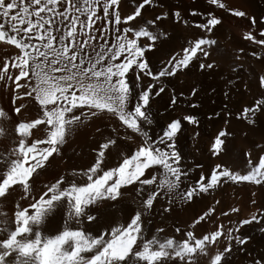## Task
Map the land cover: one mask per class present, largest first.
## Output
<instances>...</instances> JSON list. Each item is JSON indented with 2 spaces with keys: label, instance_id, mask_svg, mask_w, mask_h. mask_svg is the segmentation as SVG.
Returning a JSON list of instances; mask_svg holds the SVG:
<instances>
[{
  "label": "snow or ice",
  "instance_id": "obj_1",
  "mask_svg": "<svg viewBox=\"0 0 264 264\" xmlns=\"http://www.w3.org/2000/svg\"><path fill=\"white\" fill-rule=\"evenodd\" d=\"M206 2L255 24L251 15L226 8L221 0ZM121 4L122 0H0V45L11 48L0 59V88L10 93L9 110L0 108V136L12 145L0 154V205L10 197L14 201L11 216L0 210V264H233L234 253H244L246 264H264V251L253 255L252 238L241 231L264 222L257 219L264 212L229 221L234 226L227 228L215 224L199 236L194 229L213 214V206L183 231L173 224L169 234L166 223L174 209L209 194L222 182L264 186V53H251L260 62L251 70L258 98L237 114L247 126L242 135H260V142L251 141L258 150L255 159L241 172L213 163L193 183L182 186L191 168L182 166L178 138L190 125L196 140L201 121L198 105L188 99L181 106L177 90L168 93L162 78L187 74L192 68L201 74L213 70L216 62L208 61L216 41L208 34L221 19L209 11L193 23L198 34L155 69L147 54L170 44L165 21L173 27H187L189 21L180 11L156 14L158 0H131L123 13ZM148 9L152 17L144 15ZM260 20L264 24V16ZM259 36L243 33V39L264 48V27ZM162 94L167 95L159 115L163 123L153 135L151 102ZM187 94L194 99L199 89L189 85ZM184 95L179 91V97ZM29 104L36 106V115L23 118ZM101 116L108 118L110 135L98 141L93 162L50 182H37L51 159L61 156L69 136ZM230 135L218 128L209 140V155L219 159ZM113 148L119 150L115 163H110ZM122 202L130 204L126 214L105 222L108 210ZM229 211L236 213L238 208ZM154 220L160 224L150 228ZM53 221H59L58 227H50ZM259 232L264 239V227Z\"/></svg>",
  "mask_w": 264,
  "mask_h": 264
},
{
  "label": "bare ground",
  "instance_id": "obj_2",
  "mask_svg": "<svg viewBox=\"0 0 264 264\" xmlns=\"http://www.w3.org/2000/svg\"><path fill=\"white\" fill-rule=\"evenodd\" d=\"M221 2L226 4V8L245 11L255 19V24L247 17H234L226 9L210 6L206 0H158L156 14L161 10L165 12L169 10L180 11L182 16L189 21V25L185 27V25L179 24L173 27L165 21V27H168L169 34L172 37L170 44L164 46L160 51L153 50L147 54L150 64L155 69L160 68L162 61L167 58L170 52H179L180 45L186 44L188 39L198 34V30L191 27L193 23H199L209 11H212L215 16L221 19V24L215 27L213 33L208 34L210 38L216 41V44L211 47V60L208 62L215 61L216 67L204 74L192 68L188 70L187 74L181 72L174 77L162 78V83L168 89V93L177 90L176 94L181 101V106L188 99L198 105L196 114L201 121L196 128V131L199 132L196 140L192 138L193 126L190 125L185 126V130L178 138L176 146L182 155V166L191 168L187 179L182 180V186L183 184L193 183L199 175L206 173L213 163H222L237 172L247 169L249 167L248 161L255 159V154L258 151L251 141L260 142L258 132L250 133L247 137L242 135V132L247 130V126L243 120L237 119V114L239 109L248 106L250 102L258 98L255 84L252 83L251 70L258 69L260 62L251 53H264V48L243 39V33L251 31L257 39L261 38L259 32L264 24L261 23L260 17L264 16V0H221ZM130 7L131 0H122V13ZM192 11L198 12L199 15L193 17L191 15ZM144 15L152 17L154 13L152 9H148L144 12ZM240 49H243V51H239ZM10 51V46L5 48L0 45V59L4 58L3 53ZM201 59L207 58L201 57ZM232 68H236V72H233ZM148 79L150 78H145V82ZM249 84L251 86L246 88L245 85ZM189 85H195L199 89V94L194 99L187 94ZM179 91H184L185 95L179 97ZM165 99H167V95L162 94L160 98L154 97L151 102L154 123L150 131L153 135L160 131L159 124L163 123L159 119V115L164 112ZM9 102L10 93L0 88V108L8 111ZM225 109L229 113L227 117L224 116ZM23 112L25 114L23 118H33L36 115L32 104H29ZM217 113L219 115H216ZM224 119L228 120L226 125L223 123ZM108 122L107 117L94 118L86 125L80 126L69 136V141L73 143V155L70 157L72 163L89 166L93 162V149L98 147V141H101L102 136L110 135V129L106 127ZM113 123L115 122L113 121ZM97 127L101 129L100 133L96 132ZM221 127L225 128L231 135L225 138L224 151L217 159L209 155L208 144L213 134ZM5 139V136H0V145L5 142ZM118 144L123 147V142L118 141ZM118 150V148H113L109 153L110 163H115ZM246 151L251 152L252 155L244 156L243 153ZM61 153V156L52 160H60L63 157L62 149ZM253 200H255V204L252 203ZM217 201L219 203H216ZM121 204L119 208L130 207L126 202ZM4 205L9 208L11 213L13 212L14 201L11 197L4 202ZM209 206L214 207V212L195 227L194 232L197 236L212 230L215 224L222 223L227 228L234 226L229 224V221L238 222L239 219L247 218L257 210L264 212V186L248 182H222L218 188L210 190L209 194L195 197L192 202L174 209L166 222L168 224L167 231L169 234L172 233L171 225L173 224L181 227L183 231L194 217L206 211ZM233 207L238 208V212H230L229 210ZM221 212H228L229 215L227 217L221 216ZM257 219L264 221V216H260L258 213ZM158 224H160V221L154 220L151 228ZM261 227H264V222L259 224L253 222L241 229L243 233H247L252 238L249 247L253 249V255L264 251V239H262L259 232ZM176 236L179 238L180 234H176ZM233 264H246L245 254L234 253Z\"/></svg>",
  "mask_w": 264,
  "mask_h": 264
},
{
  "label": "rangeland",
  "instance_id": "obj_3",
  "mask_svg": "<svg viewBox=\"0 0 264 264\" xmlns=\"http://www.w3.org/2000/svg\"><path fill=\"white\" fill-rule=\"evenodd\" d=\"M19 102H23V100H21ZM33 107H34V110L36 111V106L33 105ZM27 119H31V118H27ZM5 138H6L5 142H4L5 144L3 143L4 145L3 144L0 145V154H3L4 152L7 151L8 148H10L12 146L10 139L6 136H5ZM6 142H8V143L6 144ZM72 146H73V143H71V141H69V139H68L67 142L65 143V145L62 147L63 157L60 160H56V161H54L50 158L51 163L36 178L37 182H39V183L50 182L54 178L58 177V175H60L61 173L70 172L73 169L81 170V169L87 167V165L84 166V165H80L79 163H75V162L72 163L71 162L70 157L73 155ZM93 160H94V157H93ZM20 203L23 204L24 202L20 201ZM3 205H0V210L6 211V212L8 211L9 213L8 212L7 213L9 214V216H11L12 213L9 210V208H7L6 205H4V206ZM120 205H122V204H116L115 208L108 210L106 217H105V222H107V220H109V219L122 218L126 214L128 208H119ZM128 205L130 206V204H128ZM58 225H59V221H53L50 224V227L55 228V227H58ZM149 227L151 228V225Z\"/></svg>",
  "mask_w": 264,
  "mask_h": 264
}]
</instances>
